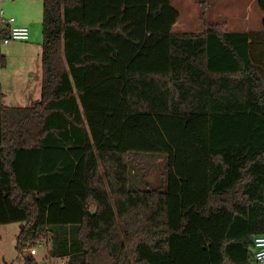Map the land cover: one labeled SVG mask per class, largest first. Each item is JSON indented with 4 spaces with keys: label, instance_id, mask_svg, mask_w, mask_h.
I'll use <instances>...</instances> for the list:
<instances>
[{
    "label": "trees",
    "instance_id": "obj_1",
    "mask_svg": "<svg viewBox=\"0 0 264 264\" xmlns=\"http://www.w3.org/2000/svg\"><path fill=\"white\" fill-rule=\"evenodd\" d=\"M42 2L39 101L6 105L0 85V225L21 224L23 264L44 234L63 264H251L264 18L182 32L172 0ZM143 153L166 161L162 187H132Z\"/></svg>",
    "mask_w": 264,
    "mask_h": 264
},
{
    "label": "rangeland",
    "instance_id": "obj_2",
    "mask_svg": "<svg viewBox=\"0 0 264 264\" xmlns=\"http://www.w3.org/2000/svg\"><path fill=\"white\" fill-rule=\"evenodd\" d=\"M43 0H0V9L4 17L21 18L30 22V39L12 41L8 45L1 44V54L6 56L5 66L0 64V85L4 92L3 103L9 106H30L39 101L42 85V22ZM172 0V4L180 12V18L174 26L175 31L202 32L207 24L221 23L224 29L233 31H258L264 12L257 3L251 0ZM131 167L135 168L132 176V187L156 188L165 185L166 161L154 154H136ZM18 223L0 225V264H23L16 249L17 235L20 232ZM42 242L44 246H38ZM37 247L34 256L40 264H63L64 260L50 257L51 239L44 234L37 244L26 249ZM251 264L254 260V246L251 247Z\"/></svg>",
    "mask_w": 264,
    "mask_h": 264
},
{
    "label": "built area",
    "instance_id": "obj_3",
    "mask_svg": "<svg viewBox=\"0 0 264 264\" xmlns=\"http://www.w3.org/2000/svg\"><path fill=\"white\" fill-rule=\"evenodd\" d=\"M4 10L0 9V26L5 29L6 35L2 37L0 41L1 44L8 45L12 41H27L30 39V28L28 26L16 24L14 17L6 18L4 17ZM38 246H44V243L40 242ZM254 260L257 263L264 262V234H258L254 238ZM37 247L31 249L32 254H37Z\"/></svg>",
    "mask_w": 264,
    "mask_h": 264
},
{
    "label": "crops",
    "instance_id": "obj_4",
    "mask_svg": "<svg viewBox=\"0 0 264 264\" xmlns=\"http://www.w3.org/2000/svg\"><path fill=\"white\" fill-rule=\"evenodd\" d=\"M200 2H204L203 0L202 1H200ZM256 2V0H251V3H255ZM30 21L29 20H27V19H24V18H21V19H19V20H16V24H18V25H23V26H28V23H29ZM11 224H13V223H10V224H5V225H11ZM19 224V227L21 228V224L20 223H18Z\"/></svg>",
    "mask_w": 264,
    "mask_h": 264
},
{
    "label": "water",
    "instance_id": "obj_5",
    "mask_svg": "<svg viewBox=\"0 0 264 264\" xmlns=\"http://www.w3.org/2000/svg\"><path fill=\"white\" fill-rule=\"evenodd\" d=\"M92 213H93V214L95 213V209H94V210H92Z\"/></svg>",
    "mask_w": 264,
    "mask_h": 264
}]
</instances>
